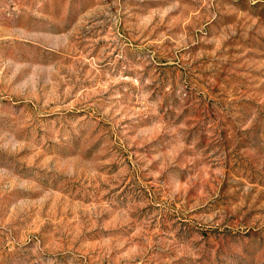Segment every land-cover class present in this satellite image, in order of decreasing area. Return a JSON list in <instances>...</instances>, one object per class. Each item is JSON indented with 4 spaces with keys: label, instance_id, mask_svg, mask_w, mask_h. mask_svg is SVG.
<instances>
[{
    "label": "rangeland",
    "instance_id": "374dc122",
    "mask_svg": "<svg viewBox=\"0 0 264 264\" xmlns=\"http://www.w3.org/2000/svg\"><path fill=\"white\" fill-rule=\"evenodd\" d=\"M0 264H264V0H0Z\"/></svg>",
    "mask_w": 264,
    "mask_h": 264
}]
</instances>
